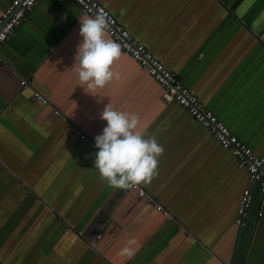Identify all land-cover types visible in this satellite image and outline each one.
Listing matches in <instances>:
<instances>
[{
	"label": "crops",
	"instance_id": "crops-1",
	"mask_svg": "<svg viewBox=\"0 0 264 264\" xmlns=\"http://www.w3.org/2000/svg\"><path fill=\"white\" fill-rule=\"evenodd\" d=\"M11 1L0 0V16ZM98 1L264 157V0ZM82 16L75 0H42L0 53V263L264 264L258 188L210 131L167 104L122 49L118 78L95 93L80 86ZM109 103L138 115L136 131L163 146L157 174L139 185L168 215L100 179L95 137ZM250 186L253 206L239 229ZM126 246L131 256L120 255Z\"/></svg>",
	"mask_w": 264,
	"mask_h": 264
},
{
	"label": "built area",
	"instance_id": "built-area-1",
	"mask_svg": "<svg viewBox=\"0 0 264 264\" xmlns=\"http://www.w3.org/2000/svg\"><path fill=\"white\" fill-rule=\"evenodd\" d=\"M40 1L42 0H12L4 9L0 16V53L3 46L11 39L15 31L24 24L30 12ZM75 1L81 7L84 15H106L108 26L105 33L118 43L121 49L138 62L156 81L163 91L162 98L167 104H177L184 108L197 123L210 131L223 149L232 153L237 160L239 168L249 174L250 184L258 188L262 204H264V157L258 156L251 147L233 134L230 128L195 93L185 86L174 72L168 69L143 44L139 43L119 22L116 16L98 0H84V4H80L79 0ZM21 85L28 87L30 84L27 80H23ZM34 96L42 104L50 106L49 101L39 92H35ZM53 111L55 115H61L58 110ZM76 133L80 135L81 140L87 138L80 131L76 130ZM252 186L243 191L239 202L235 220V224L239 229L244 228L248 223L254 202ZM127 190L137 191L140 197H146L151 203L156 204L154 199L140 185L133 186ZM156 208L158 211L168 215L162 205L156 204ZM258 216L262 217L263 213L259 212ZM101 238L102 234L97 235L91 243L93 248H96Z\"/></svg>",
	"mask_w": 264,
	"mask_h": 264
},
{
	"label": "clouds",
	"instance_id": "clouds-1",
	"mask_svg": "<svg viewBox=\"0 0 264 264\" xmlns=\"http://www.w3.org/2000/svg\"><path fill=\"white\" fill-rule=\"evenodd\" d=\"M79 3L84 4V0H79ZM80 25L83 39L77 48L74 66H79L80 86L84 88L86 85L95 93L114 76L118 78L112 67L121 57V48L118 43L105 38L108 26L105 14H85L80 18ZM100 118L107 122L102 133L95 137L98 151L95 153L94 167L100 179L118 189L151 182L157 174L159 157L164 149L154 136L145 138L136 131L140 117L115 110L109 103L100 113ZM132 254V249L127 246L120 251L122 256Z\"/></svg>",
	"mask_w": 264,
	"mask_h": 264
}]
</instances>
